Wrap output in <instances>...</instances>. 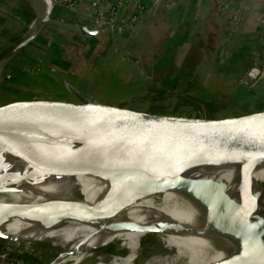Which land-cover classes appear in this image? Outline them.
I'll use <instances>...</instances> for the list:
<instances>
[{"label":"bare ground","instance_id":"6f19581e","mask_svg":"<svg viewBox=\"0 0 264 264\" xmlns=\"http://www.w3.org/2000/svg\"><path fill=\"white\" fill-rule=\"evenodd\" d=\"M39 1L42 19L52 1ZM85 140L39 126L0 131V236L14 245L54 247L47 264H83L109 244L124 250L111 255L109 264H235L230 253L237 251V263L264 249V159L145 168L225 181L238 206L221 218L218 232L212 202L101 172L82 155ZM253 193L260 194L256 201Z\"/></svg>","mask_w":264,"mask_h":264},{"label":"rangeland","instance_id":"374dc122","mask_svg":"<svg viewBox=\"0 0 264 264\" xmlns=\"http://www.w3.org/2000/svg\"><path fill=\"white\" fill-rule=\"evenodd\" d=\"M240 3L243 1L240 0ZM165 4L170 6L172 1L165 0ZM6 6L12 7L13 17L11 19L8 18L10 14L7 17L1 16L5 15L4 13H11L5 9ZM153 10L154 8L143 10L142 14L150 13L152 15ZM242 10L241 4L236 8H223L222 17L230 32L228 36L223 41L217 39L215 34L208 36V39L197 43L198 49H190L181 57L173 52H159V57L153 56L156 52H152V55L149 56L150 51L142 50L141 35L136 36L138 38H133L134 40L130 42L131 40L128 38L142 27L141 15L139 24L133 30L134 33L130 35L128 34L130 30L125 28L115 32L105 28H96L92 24L93 28L103 29V31L114 33L115 36L111 41H108V47L102 50L97 64L93 60L96 42L94 40L86 42L84 53H82L83 63L87 66V89H91V91L96 89L98 96L96 97L102 102L183 116L214 118L225 114H243L262 108L264 105L262 104L264 102V76L260 79L250 80L247 75L255 63L263 62L262 51L251 56L250 63L242 71L239 68L243 66L239 67L237 64H233L237 57L235 55L232 57V50L241 44L240 41L235 40L234 29L235 24L242 17ZM40 11L39 0H2L0 2V30L7 27L17 32L12 35L13 37H7L0 41V102L13 99L12 90L14 91V89L32 90L38 88L35 86L43 87L40 83L43 79L42 73L36 75L31 71L38 59L42 60L41 71L43 70L47 52L38 49L47 45V41L44 42L45 33L48 30H54V27L51 20L43 26H39ZM263 16L264 13L259 18ZM34 22L36 29L32 30L30 26ZM34 33L36 35L29 43L15 51L19 43ZM258 41L259 47L262 49V42ZM48 45L46 49L50 48ZM65 65L70 66L69 63H63L62 68L59 67L62 71L56 79L60 84L57 88H53V91L67 94L61 87L65 82L77 92L78 82L73 83L74 80L66 76V72L63 71ZM207 69L212 70L208 75V82L205 84L203 82ZM230 69L235 71L232 74L233 79L225 82L221 79L224 76L223 71L226 72ZM6 75H8L7 78H5ZM100 81L107 85H103ZM232 83V89L225 87H230ZM90 92L86 94L90 96ZM234 94L240 95L239 98L243 101L240 103L242 106L230 104ZM146 241L143 239L141 246ZM121 251H124L123 248H119L116 244L97 248L93 250L94 256L87 258L83 264H109L110 256ZM56 252L57 249L43 243L32 246L14 245L13 242L0 238V264H47ZM236 252L230 253L232 254L230 263H236L233 258ZM97 254L102 255L100 260L97 258ZM208 255L212 256L211 253ZM131 264H135V261Z\"/></svg>","mask_w":264,"mask_h":264},{"label":"water","instance_id":"95a60500","mask_svg":"<svg viewBox=\"0 0 264 264\" xmlns=\"http://www.w3.org/2000/svg\"><path fill=\"white\" fill-rule=\"evenodd\" d=\"M51 1L50 13L59 0ZM50 13L39 21L40 27L53 19ZM81 31L97 33V29L87 27ZM35 35L27 36L15 51ZM12 94L13 99L0 102V131L39 126L68 137H83L88 144L81 153L97 170L136 184L189 191L212 202L217 231L221 218L238 206L227 194L225 181L152 173L145 168L264 159V109L212 118L144 111L49 89H14ZM12 147L21 150L16 144ZM259 196L253 193L251 197L256 201ZM258 255L264 259V249L251 250L235 264H264L256 259Z\"/></svg>","mask_w":264,"mask_h":264},{"label":"crops","instance_id":"0c3cea01","mask_svg":"<svg viewBox=\"0 0 264 264\" xmlns=\"http://www.w3.org/2000/svg\"><path fill=\"white\" fill-rule=\"evenodd\" d=\"M143 1L145 3H150L154 0ZM171 1L172 5L167 6L165 0H157V3L153 7L154 10L151 13L154 16L150 15V13L142 14L143 12H141L139 14V16L141 15V19H143L141 20V29L138 30L139 32L137 31L138 33H128L129 35L134 33L133 36L128 38L131 40L130 42L134 40L133 38L137 39L139 37L138 35H141L143 43V46H141L142 50L150 51L151 54H149V56L152 55V52H156L153 56L158 57L160 55L159 52H173L181 57L190 49H198L199 45L197 43L203 42L208 39V36L213 34H215L217 39L219 38L223 41L230 33L228 31V26L222 17L223 8H236L239 4H241L243 8L241 13L242 17L235 24L234 36H236L235 40L240 41L239 43L241 44L237 45L235 49L232 50V57L234 55L237 57V60H235L233 64H237L239 67L243 66L242 68L238 67L240 71H242L243 69H246L250 63V57L255 53L258 54L260 52L258 22L260 15L264 13V0H242L243 3H240V0ZM0 2H2V0H0ZM5 9L11 13H4L5 15L1 16L7 17V15L10 14L8 18L11 19V17H13L12 7L6 6ZM104 9L105 7L103 4L90 0L81 1L71 7H64L59 3H56L51 11V16L53 18L51 23L54 30H48L44 37V42L47 41V45L49 44L50 48L46 49L47 45H42L43 47L38 49L43 51L46 50L47 52V54H45L46 57L44 56L45 65L43 66V69L52 63L54 68L62 71L59 67L61 65L63 66V63H69L70 66L67 67L65 65L63 71L70 75L69 77L74 80L72 81L73 83H76L77 80L79 82L80 80H85L84 87H82L83 85H80V87L87 89V66L83 63V50L86 42L90 40L96 42L93 60L97 64V59L102 55V50L108 47V41H111L115 34L103 31V29H97V33L94 34L83 33L81 27H87L93 30V15ZM134 14H137L136 5L134 3L128 4L121 9L118 20H127ZM15 33L17 32L14 29L10 30L7 27H3L2 30H0V41L7 37H13L12 35ZM50 39L52 41L49 42ZM211 70L212 69L206 70L203 83L206 84L208 82L207 78ZM217 72L221 73L222 70L221 72ZM234 72L235 71L232 69L226 72L223 71L224 76L221 79L225 82L227 80L232 81V74ZM232 86L233 83L230 87H225L227 89H232ZM87 91L90 92L91 89H88ZM92 91H95L97 96V90L94 89ZM239 96V94H234L232 96V102L230 103L232 106L240 105V103L243 102L240 100L241 98H239ZM262 104H264V102ZM240 106H242V104ZM262 109H264V105L262 108L253 111H259Z\"/></svg>","mask_w":264,"mask_h":264},{"label":"built area","instance_id":"2783aa9c","mask_svg":"<svg viewBox=\"0 0 264 264\" xmlns=\"http://www.w3.org/2000/svg\"><path fill=\"white\" fill-rule=\"evenodd\" d=\"M84 0H59L57 3L64 7H71ZM96 3L103 4L105 9L101 12H97L92 17V24L96 28H105L109 31H119L121 28L130 30V32L137 27L139 24V14L143 10H151L154 5L157 3V0H154L150 3H145L143 0H90ZM134 3L137 7V14L132 15L129 19L124 21H119V13L123 7L128 4ZM151 5V6H149ZM148 8V9H145ZM259 40L262 42L261 56H264V16L259 19ZM262 63H255L254 67L250 69L247 73L248 78L251 80L260 79L264 76V60ZM42 60L38 59L34 66L32 67V73L38 74ZM63 91L67 94H81L93 99H98L96 97L95 91L90 93V96L80 92H76L72 87H70L65 82L62 83ZM94 94V95H93Z\"/></svg>","mask_w":264,"mask_h":264},{"label":"trees","instance_id":"16d2710c","mask_svg":"<svg viewBox=\"0 0 264 264\" xmlns=\"http://www.w3.org/2000/svg\"><path fill=\"white\" fill-rule=\"evenodd\" d=\"M50 41H52V40L50 39ZM52 65L53 64L50 63L49 65H47V67H44V69L41 71V73L43 75V77H42L43 79L41 80L40 83H42L43 87H41V86L40 87L39 86H35L36 88L37 87L38 88H42V89L57 88V86L59 85V83H58L56 77L59 75V73L61 71H59L58 69L54 68ZM65 74H66L67 77L70 76L68 73H65ZM77 82H78L77 83L78 92L85 93V94L89 92V91H87L88 89L82 88L85 85V80L84 81L83 80L82 81L80 80V82L77 80ZM100 82L103 84L102 81H100ZM80 85L81 86L83 85V86L80 87ZM103 85H107V84H103ZM98 86H100V84H98Z\"/></svg>","mask_w":264,"mask_h":264},{"label":"flooded vegetation","instance_id":"af4514ba","mask_svg":"<svg viewBox=\"0 0 264 264\" xmlns=\"http://www.w3.org/2000/svg\"><path fill=\"white\" fill-rule=\"evenodd\" d=\"M40 70H41V67H40ZM39 73H40V71H39ZM39 73H38V74H39ZM36 75H37V74H36Z\"/></svg>","mask_w":264,"mask_h":264}]
</instances>
